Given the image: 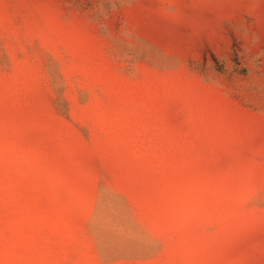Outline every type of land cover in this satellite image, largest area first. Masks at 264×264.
I'll use <instances>...</instances> for the list:
<instances>
[{
	"label": "rangeland",
	"instance_id": "1",
	"mask_svg": "<svg viewBox=\"0 0 264 264\" xmlns=\"http://www.w3.org/2000/svg\"><path fill=\"white\" fill-rule=\"evenodd\" d=\"M0 264H264V0H0Z\"/></svg>",
	"mask_w": 264,
	"mask_h": 264
}]
</instances>
